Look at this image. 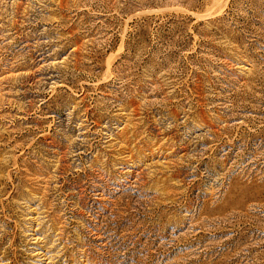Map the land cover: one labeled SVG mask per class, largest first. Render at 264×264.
I'll return each mask as SVG.
<instances>
[{
	"label": "rangeland",
	"instance_id": "1",
	"mask_svg": "<svg viewBox=\"0 0 264 264\" xmlns=\"http://www.w3.org/2000/svg\"><path fill=\"white\" fill-rule=\"evenodd\" d=\"M0 264H264V0H0Z\"/></svg>",
	"mask_w": 264,
	"mask_h": 264
}]
</instances>
